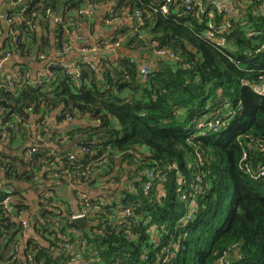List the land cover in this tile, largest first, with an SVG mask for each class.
I'll use <instances>...</instances> for the list:
<instances>
[{"label": "trees", "instance_id": "16d2710c", "mask_svg": "<svg viewBox=\"0 0 264 264\" xmlns=\"http://www.w3.org/2000/svg\"><path fill=\"white\" fill-rule=\"evenodd\" d=\"M87 1H115V13L108 18L117 20L140 12L143 25L134 19L133 34L119 30L108 41L125 40L126 49L140 52L143 58L145 54L154 58L155 50H167L189 68L159 58L144 82L139 62L124 56L108 60L100 72L80 62L79 81L56 67L52 69L55 78L42 87L0 90V112L7 111L4 122L15 128L20 127L17 119L26 123L30 109L44 114L39 128L54 113L58 123L66 122L67 117H86L97 123L68 133L69 143L95 153L79 157L76 163L69 162L66 156L71 151L60 145L57 137L56 148L51 150L60 153L63 163H57L58 168H51L55 158L48 148L38 149L31 161L0 153V167L12 188L11 192L0 190V263L69 264L77 258L67 249L69 244L86 264H264V178L260 177L264 171V98L253 91L264 76L261 3L247 0V13L229 22V47L218 50L204 34L210 22L221 23L224 15L198 7L187 13L179 7L182 0L170 6L169 15L157 11L158 0H26L24 22L17 29L19 56L51 59L53 45L55 53L61 52L79 25L78 18L69 14ZM47 10L63 19L57 24L54 44L27 25L37 14L42 18L39 24L49 30L53 19ZM211 12L215 13L213 19L209 18ZM16 13L11 11L10 16ZM10 42L8 38L1 49L2 58ZM19 71L31 70L24 64ZM219 118L228 121L219 134L198 136L199 123ZM22 128L17 132L7 129L11 143L27 139L29 133ZM102 157L108 162L101 174L93 169L83 182L111 185L103 179L118 167L114 180L123 189L101 197L107 206L89 219L96 227L84 232L75 226L72 214L65 215L56 206L60 199L56 194L42 197L40 217L33 215L31 220L39 239L26 241L19 220L30 212V206L20 184L35 186L37 175L45 168L64 180L62 171L74 173L78 164ZM151 171L157 178L153 190L146 193L143 184L149 181ZM199 177L204 188L196 196L197 209L192 221L182 224L188 205L180 190L191 193ZM8 197L14 198L10 211L3 207ZM129 206L133 216L123 219L121 211ZM18 244L20 249L23 245L24 259L16 252Z\"/></svg>", "mask_w": 264, "mask_h": 264}, {"label": "built area", "instance_id": "2783aa9c", "mask_svg": "<svg viewBox=\"0 0 264 264\" xmlns=\"http://www.w3.org/2000/svg\"><path fill=\"white\" fill-rule=\"evenodd\" d=\"M26 0H19V1H14V0H0V44H2V39H4V36L6 33H8V38H11V46L9 49L5 51V56L2 58V64H8L10 63L11 59L15 55H19V39L18 35L19 32H17V29L20 28V26L23 24L24 19L22 17L23 13L26 12L25 6H23L24 2ZM261 3V8L264 11V0H257ZM177 4V0H158L157 4V11L160 12L163 15H169L170 14V6L172 4ZM10 5V10L6 13L5 16L1 15L2 9L7 5ZM111 8L108 12L110 16L114 15L115 9L114 4L115 1H110L109 2ZM181 9L185 10L187 13H194L195 9L198 7L200 9L201 6L195 2V0H182L181 3L179 4ZM101 4L94 3L92 1H87L84 3V6L81 7L76 13H77V18L80 19H90L94 18L98 15L99 9H100ZM15 11V15L10 16V12ZM220 14L224 15V21L221 23H213L210 22L208 25L207 30L205 31L204 38L209 41L213 46H215L218 50L225 49L229 47V40L227 35L230 32V25L229 22L232 20L231 18V13L229 10L225 8H219L217 10ZM47 15L51 16L53 19L54 23L57 24H62L63 19L57 15V17H54L56 13H52L51 10H47L46 12ZM215 16V13L211 12L209 14V18L213 19ZM41 16L37 14H33V20L28 22V26L31 28L37 30L39 26V22L41 21ZM128 19L133 22L134 19H138L141 25H143V19L140 14V12H136L134 15H128ZM118 21L117 19L113 18H107L106 22L108 25H111ZM1 24H4L6 28H3ZM78 25V24H77ZM75 26V32L74 36L77 41L81 42L83 41V34L81 32V25L79 22L78 26ZM8 26V28H7ZM123 40H119L116 43H112L110 41H105L100 43L98 42L97 44L87 47L83 50V58H77L74 62L67 63L65 61L66 56L71 53L74 49L73 45V38L68 44L64 45V48L61 52H56L53 58L47 59L45 56H40L39 60L45 63V68L42 72H39L37 74H33L31 71L26 72V73H21L19 71V67L15 68V71L12 72V74L5 75L2 79L3 81H0V90L2 89H9V90H14L17 87H21L22 85H31L34 87H42L46 81L50 79H54V73L52 71L53 68L60 67L63 71H65L68 75L72 76V78L75 81H79L80 78L82 77V71L79 67L80 62H85L87 63L88 67L94 71V72H100L102 69H104L108 58L110 54H113L116 52L117 49L120 48L121 43ZM155 56L162 58V59H168L172 62L175 63H180L184 64L182 59H180L177 55L174 53L167 51V50H155L154 51ZM87 56H92L96 57L95 60L91 61L86 59ZM185 68H189L188 65H183ZM152 70L151 67L145 66L141 68V75H142V80L146 82L151 75ZM1 76V75H0ZM260 83L255 85L253 87V91L260 97L264 98V76L261 77ZM18 82H21L23 84L17 85ZM29 112H34L32 109L29 110ZM7 111L2 110L0 112V131L2 133L1 136V141L5 142L8 139V134L6 133L7 129H16L17 131L20 130V127H24L25 123L22 119H17L18 124L20 127L15 128L13 124L10 122L5 123L4 122V116L6 115ZM237 113V112H235ZM59 116V114H58ZM75 121L74 118L72 117H67L66 122L64 123H58L57 121V114L51 118L47 119L43 122V128H37V142L41 143L44 145V142L46 141L48 135L50 134L53 124L56 126H62L64 124H71ZM228 124V121H224L223 118H219V120H213L211 122L207 123H199L198 125V136L202 138H206L209 136H213L216 134H219ZM69 131L64 130L58 132L57 138L58 142L62 146H68L69 142V136H68ZM38 149L40 147L38 145L33 146L29 149V152L27 153V160H32L34 154L38 153ZM49 155L55 158V163L51 164V168H58V166H55L57 163L62 164L63 162L61 161V157H59L58 152H54L51 150V148H48ZM87 155H95L89 148L83 147V146H76V149L74 151H71L66 157L68 158L69 162L71 163H76L79 161V157H85ZM107 157H102L98 160L90 161L89 164L87 165H80L78 164L74 169V173L70 170H65L62 171L61 176L64 178V180L67 181H74V180H88L93 172V169H98L97 174H101V171H103L104 167L106 166L108 160L106 159ZM200 158V156H199ZM173 169H177L176 166L173 167ZM116 171L113 172V174L110 177L104 178V182L111 181L110 183L113 185H117V182L114 180V174ZM106 176V173L104 174ZM260 177L264 178V171L261 172ZM149 181L143 184L144 191L146 193H149L153 190V181L157 178L156 174L154 171H151L148 174ZM182 178V177H181ZM204 181L201 177L197 178V181L195 184H193L191 187V193L183 191L182 189L180 191L183 192L182 194V199L183 201L188 205V213L181 220L182 224L188 223L192 221V213H194L197 209V195L200 194L203 191V184ZM186 184V182H185ZM14 202L13 197H8L4 200L3 202V207L5 210L10 211L11 210V205ZM107 204L104 203L103 198H98V201H95V203H90L87 199H83L81 202V208L77 213H74L72 215V219H79V218H84L89 221L90 218L95 217L99 212H101L102 208H105ZM133 216V208L131 206L125 207L121 211V216L123 219H130ZM25 218V214H23L22 218H20V223L22 224L23 231L21 235L23 237H27L28 231L30 229V223L27 221ZM32 239V238H30ZM83 246L86 245V242H83ZM19 248V244L17 249ZM73 248V245L67 246V249L70 250ZM57 257L61 258L62 257V252L57 253ZM29 262L32 263V258L29 256L28 258ZM73 264V263H69Z\"/></svg>", "mask_w": 264, "mask_h": 264}, {"label": "crops", "instance_id": "0c3cea01", "mask_svg": "<svg viewBox=\"0 0 264 264\" xmlns=\"http://www.w3.org/2000/svg\"><path fill=\"white\" fill-rule=\"evenodd\" d=\"M197 3L201 6L203 11L208 10H218L219 8H225L230 11L231 18L237 19L241 18L245 13H247L249 9V3L247 0H196ZM111 6L109 3L104 2L101 4L99 13L96 17L90 18V19H80L78 18L80 25H81V32L83 34V41L79 42L73 35V45L74 49L71 53H69L66 56L65 61L67 63L74 62L77 58L82 57L83 58V50L87 47L93 46L101 41H108L116 36L117 32L119 30L126 31V34H133L132 32V25L133 22H131L128 18L121 19L116 21L115 23L108 25L106 20L108 18V12L110 10ZM4 9V8H3ZM2 9V10H3ZM256 12L258 10L256 9ZM59 16V14H57ZM71 17H74L76 19L77 13L72 12L69 14ZM50 29L47 30L46 28H43L40 24L37 28L38 35L46 39H50L52 44L55 42V31L57 29V25L52 21L50 23ZM8 39V33L4 36V39H2V44H0V75L3 78L5 75L12 74V72L15 71V68L21 67L24 64H27L30 68L31 72L33 74H37L39 72H42L45 68V63L38 60L34 56L29 58H24L23 56L15 55L10 63L2 64V56L3 53L1 49H3V46L5 42ZM126 41H122L121 46L119 49L116 50L115 53L108 55V60L111 62L116 61L119 57L124 56H130L132 58H135L136 61L139 62L141 67H153L158 62L159 57L153 55L154 58L151 56H147L145 54V57H141L140 52H131L128 49H126L125 45ZM53 51L51 52V55L54 57L55 55V48L54 45L52 47ZM86 59L88 60H95L96 57H90L87 56ZM98 79L102 80V76L99 73ZM56 115L50 114L49 119L53 118ZM29 118L26 121L23 130H26L29 134L27 135L26 140H22L21 138H18L16 142L11 143L10 136H8V139L5 142H2L0 140V153L2 155L6 156H12V157H19V158H26L27 156V150H29L31 147L38 145L40 148H53L55 149V143L54 139L57 137V133L60 131L68 130L69 132L73 129H86L89 126H96L94 122H91L86 117H80L79 119H76L71 124H64L62 126H56L53 124L52 130L50 134L48 135L46 141L44 142V145L37 142V128L38 123L41 117V115H37L34 112H29ZM18 122V120H16ZM11 130V129H10ZM15 132H17L16 129ZM21 135V134H20ZM78 140V139H77ZM75 140L74 142H77ZM80 140V139H79ZM11 143V144H10ZM59 149V148H57ZM76 149L75 144L69 143L68 144V150L74 151ZM115 171H118V167H116ZM127 180V179H125ZM7 180L5 176V171L0 167V190L2 191H8L11 192L12 188L11 186L7 185ZM36 185L30 186L27 184H20V187L23 192V196L26 199V204L30 206V212L25 214V218L30 223V229L28 231L27 237L24 239L26 241L30 240V238L35 239L39 237L35 234V229L33 226V223L31 225V220L33 215H37L40 217V203L42 201V197H51L53 195H59L60 199L58 200L57 207H60L61 210L66 215L68 212L70 214L77 213L81 208V202L83 199L87 200H97L101 197H106L113 192L117 191V189H123L121 185H108L105 187V184L102 181H95L92 184H89V182H83V180H74V181H67V180H61L55 176H53L50 173V170L43 169L42 172H40L37 175L36 178ZM32 189H37V191H33ZM43 244H46L45 241L42 239L40 240ZM2 243V239H0V245ZM21 249L20 247L16 249V252L20 254V259H24L23 257V245ZM71 252H74L73 255H77V258L74 262H71L73 264H86L83 263L84 260L79 258V251L75 250L74 247L70 249ZM6 258V256H5ZM5 264V262L0 263Z\"/></svg>", "mask_w": 264, "mask_h": 264}, {"label": "water", "instance_id": "95a60500", "mask_svg": "<svg viewBox=\"0 0 264 264\" xmlns=\"http://www.w3.org/2000/svg\"><path fill=\"white\" fill-rule=\"evenodd\" d=\"M10 10V5L7 4L4 9L1 12L2 16H5L6 13ZM54 17H57V14L54 15ZM97 125V123H95ZM97 139V138H96ZM72 223L77 226L80 230L84 232H89L91 229L95 228V224L88 221L87 219L84 218H79V219H72Z\"/></svg>", "mask_w": 264, "mask_h": 264}, {"label": "rangeland", "instance_id": "374dc122", "mask_svg": "<svg viewBox=\"0 0 264 264\" xmlns=\"http://www.w3.org/2000/svg\"><path fill=\"white\" fill-rule=\"evenodd\" d=\"M32 190H33V191H37V189H35V190H34V189H32Z\"/></svg>", "mask_w": 264, "mask_h": 264}]
</instances>
